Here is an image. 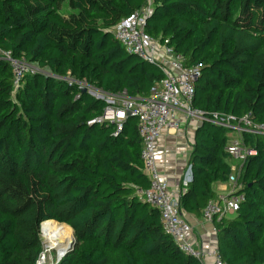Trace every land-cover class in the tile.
<instances>
[{
  "label": "trees",
  "instance_id": "16d2710c",
  "mask_svg": "<svg viewBox=\"0 0 264 264\" xmlns=\"http://www.w3.org/2000/svg\"><path fill=\"white\" fill-rule=\"evenodd\" d=\"M145 4L0 0V51L53 74L27 75L14 93L11 64L0 58V264H39L47 221L74 231L75 244L55 264H200L137 197L150 187L138 119L129 117L117 137L112 124L89 125L106 104L60 79L147 97L165 74L113 35ZM145 32L201 71L194 107L205 120L179 202L184 216L202 218L217 197L213 184L232 173L228 130L212 114L264 125V0H154ZM242 137L257 155L240 175L245 201L214 221L217 247L228 264H264V135Z\"/></svg>",
  "mask_w": 264,
  "mask_h": 264
},
{
  "label": "built area",
  "instance_id": "2783aa9c",
  "mask_svg": "<svg viewBox=\"0 0 264 264\" xmlns=\"http://www.w3.org/2000/svg\"><path fill=\"white\" fill-rule=\"evenodd\" d=\"M153 3L154 0H146L141 10L131 18L121 21L113 30L114 39L129 54L158 65L165 74V79L156 84L147 97L130 98L126 91L110 94L95 89L87 81L79 82L70 74L60 79L69 85L85 88L89 95L106 104L102 115L90 121L89 125L112 124L115 126L114 136L117 137L129 117L138 119L142 140L141 159L150 187L137 189V197L159 211L164 230L187 256L197 259L200 264H209V259L212 260V264H228L223 260L218 247L203 250L195 247L190 240L192 226L185 219L179 199L172 192L168 180L163 177L157 164V142L165 128L175 123L176 116L182 115L186 120L196 119L201 123L205 120V113L194 107L196 82L201 76L200 69L187 66L185 58L167 46L168 41L162 44L145 32L147 18L153 11ZM0 58L11 64L14 93L22 86L27 75H37L42 69L38 65L29 63L25 58H14L11 52L0 51ZM90 88L95 90L92 91ZM211 120L228 130L227 136L230 141L226 152L230 158L239 162V165H231L232 173L228 183L232 186V191L226 196H221L220 199L210 200L204 209L202 219L214 223L215 220L235 215L240 204L245 201V194L240 193L243 188L240 175L247 159L256 156L257 150L247 146L242 136L244 133L264 135V125L254 123L249 116L236 119L215 113L212 114ZM190 171L192 175L191 167ZM191 181L192 179L187 181L185 187H188ZM181 193L182 191L180 195Z\"/></svg>",
  "mask_w": 264,
  "mask_h": 264
},
{
  "label": "crops",
  "instance_id": "0c3cea01",
  "mask_svg": "<svg viewBox=\"0 0 264 264\" xmlns=\"http://www.w3.org/2000/svg\"><path fill=\"white\" fill-rule=\"evenodd\" d=\"M199 126L200 121L186 120L182 115H178L175 123L165 128L157 142L158 167L178 199L182 189L187 188L184 184L192 179L189 161ZM213 191L217 196L215 199H220L221 196H226L232 191V186L228 182H218L213 184ZM184 217L192 226L189 237L195 247L203 250L217 247V231L214 223L193 215ZM208 262L212 264L211 259Z\"/></svg>",
  "mask_w": 264,
  "mask_h": 264
},
{
  "label": "bare ground",
  "instance_id": "6f19581e",
  "mask_svg": "<svg viewBox=\"0 0 264 264\" xmlns=\"http://www.w3.org/2000/svg\"><path fill=\"white\" fill-rule=\"evenodd\" d=\"M42 227L47 249L58 250L59 256H63L72 242V228L67 225H58L54 221H47L43 223Z\"/></svg>",
  "mask_w": 264,
  "mask_h": 264
},
{
  "label": "rangeland",
  "instance_id": "374dc122",
  "mask_svg": "<svg viewBox=\"0 0 264 264\" xmlns=\"http://www.w3.org/2000/svg\"><path fill=\"white\" fill-rule=\"evenodd\" d=\"M67 7L65 5V7L63 8V12H67ZM37 65V64H35ZM39 67V66H38ZM41 69V68H40ZM38 74H42V75H46V76H50V75H53L51 70L49 68H46V69H41V71L38 72ZM68 77V75H67ZM95 89H98L96 87H94ZM94 88H90V90L94 91L95 89ZM231 136H235L234 134H231ZM228 162L230 165H233V164H237L239 165V162L233 158H230L228 159ZM231 217V216H229ZM56 224L58 225H61L60 223L54 221ZM41 239H42V247H43V254L41 256V259H40V263L41 264H55L56 262H59L62 258L59 257V252L58 250H49L47 249V244H46V239L44 237V234L43 232L41 231ZM71 245L69 247V249H71L73 247V242L75 241V237H74V234H73V238L71 240Z\"/></svg>",
  "mask_w": 264,
  "mask_h": 264
},
{
  "label": "water",
  "instance_id": "95a60500",
  "mask_svg": "<svg viewBox=\"0 0 264 264\" xmlns=\"http://www.w3.org/2000/svg\"><path fill=\"white\" fill-rule=\"evenodd\" d=\"M81 92L82 93H87V90L85 89V88H81ZM41 231H42V226H41ZM73 234H74V231H73ZM75 244V241L73 242V244L72 245H74ZM67 253V252H66ZM66 253L63 255V256H59L60 258H63L65 255H66ZM39 264H41L40 262H39Z\"/></svg>",
  "mask_w": 264,
  "mask_h": 264
}]
</instances>
